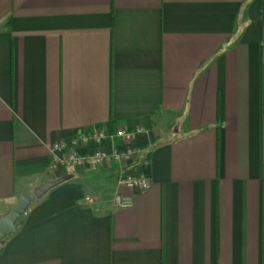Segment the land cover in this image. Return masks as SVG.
I'll return each instance as SVG.
<instances>
[{"label": "crops", "instance_id": "obj_1", "mask_svg": "<svg viewBox=\"0 0 264 264\" xmlns=\"http://www.w3.org/2000/svg\"><path fill=\"white\" fill-rule=\"evenodd\" d=\"M137 127L144 190L46 170L57 140ZM60 177L0 264H264V0H0V217Z\"/></svg>", "mask_w": 264, "mask_h": 264}, {"label": "built area", "instance_id": "obj_2", "mask_svg": "<svg viewBox=\"0 0 264 264\" xmlns=\"http://www.w3.org/2000/svg\"><path fill=\"white\" fill-rule=\"evenodd\" d=\"M150 133L149 129L102 128L83 129L68 139L57 140L49 150L58 152L59 157L49 160L47 169L71 167L74 170L91 171L97 169L114 170L117 187L144 190L149 187V176L138 167H144V157L135 167L134 159L139 148L133 145L136 136ZM113 204L117 207H130L133 201L121 193H115Z\"/></svg>", "mask_w": 264, "mask_h": 264}, {"label": "water", "instance_id": "obj_3", "mask_svg": "<svg viewBox=\"0 0 264 264\" xmlns=\"http://www.w3.org/2000/svg\"><path fill=\"white\" fill-rule=\"evenodd\" d=\"M65 178L66 177H60L52 180H45L33 191L19 196L15 203L9 207L7 212L0 217V242L16 231L18 220L35 199L41 198L49 190L62 183Z\"/></svg>", "mask_w": 264, "mask_h": 264}, {"label": "rangeland", "instance_id": "obj_4", "mask_svg": "<svg viewBox=\"0 0 264 264\" xmlns=\"http://www.w3.org/2000/svg\"><path fill=\"white\" fill-rule=\"evenodd\" d=\"M63 169H66V167L64 168V167H59V168H57L56 170H52V171H49L48 169H47V167H46V170H47V172L50 174V175H52V174H54V172H56L57 170H63ZM102 170H105V169H102ZM92 171V170H91ZM91 171H81V170H79V169H77V170H75V172H77V173H87V172H91ZM115 175V174H114ZM115 186H116V181H115ZM117 187V186H116ZM118 193L119 191H115L114 192V194L115 193ZM114 194H113V196H114Z\"/></svg>", "mask_w": 264, "mask_h": 264}, {"label": "trees", "instance_id": "obj_5", "mask_svg": "<svg viewBox=\"0 0 264 264\" xmlns=\"http://www.w3.org/2000/svg\"><path fill=\"white\" fill-rule=\"evenodd\" d=\"M67 178H65L63 181H65Z\"/></svg>", "mask_w": 264, "mask_h": 264}]
</instances>
